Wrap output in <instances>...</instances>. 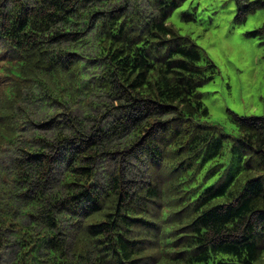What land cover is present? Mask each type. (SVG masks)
I'll return each instance as SVG.
<instances>
[{"label": "trees", "instance_id": "trees-1", "mask_svg": "<svg viewBox=\"0 0 264 264\" xmlns=\"http://www.w3.org/2000/svg\"><path fill=\"white\" fill-rule=\"evenodd\" d=\"M185 1L0 0L10 264H264V116L234 114L236 135L211 122L217 65L168 23ZM93 96L110 104L89 126L72 110ZM35 100L53 114L38 120ZM99 160L117 162L101 180Z\"/></svg>", "mask_w": 264, "mask_h": 264}, {"label": "rangeland", "instance_id": "rangeland-1", "mask_svg": "<svg viewBox=\"0 0 264 264\" xmlns=\"http://www.w3.org/2000/svg\"><path fill=\"white\" fill-rule=\"evenodd\" d=\"M248 2L249 0H186L168 20L182 35L191 37L217 65L218 72L214 79L203 88L204 100L210 110L211 122L230 135L238 132L234 114L245 117L264 116V38L260 34H251L264 28V6L244 15L242 8ZM92 101L95 102L94 105L78 104L72 110L89 126L97 122V116L101 117L106 112L107 108L102 106L110 104L105 96H93ZM31 108L32 115L38 120H45L53 114H49L52 108L43 105L41 100L32 102ZM106 117L111 119L109 113L105 120ZM63 118V115L58 116L59 120ZM24 129L22 139L25 141L26 136L31 137L34 130L30 125ZM38 131L47 134L49 140L55 137L53 130ZM6 152L5 158L10 161L14 153ZM124 164L132 168L134 162L128 159ZM115 166L116 161L99 160L98 179L101 180ZM63 170L64 165L55 174L57 186L61 183ZM16 250L17 246L7 245L1 254L0 264H10L15 258Z\"/></svg>", "mask_w": 264, "mask_h": 264}]
</instances>
